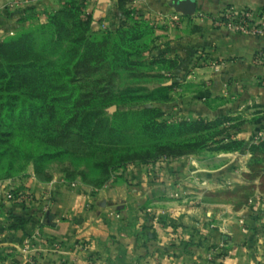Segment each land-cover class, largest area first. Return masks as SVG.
I'll return each instance as SVG.
<instances>
[{"label": "crops", "instance_id": "obj_1", "mask_svg": "<svg viewBox=\"0 0 264 264\" xmlns=\"http://www.w3.org/2000/svg\"><path fill=\"white\" fill-rule=\"evenodd\" d=\"M7 1L0 0V34L19 26L23 16ZM195 1V13L183 18L193 25L166 48L167 55L182 58L174 80L199 89L162 109L177 118L226 117L230 139L245 145L258 133L263 138L264 34L229 32L211 18L230 6L258 13L264 0ZM110 4L97 0L95 12ZM203 163L193 155L169 157L130 166L98 186L63 174L44 182L29 178L17 188L33 196L28 215L12 206L28 222L3 243L16 248L5 264H214L220 252V264H264L259 221L221 192L233 179V166Z\"/></svg>", "mask_w": 264, "mask_h": 264}, {"label": "rangeland", "instance_id": "obj_2", "mask_svg": "<svg viewBox=\"0 0 264 264\" xmlns=\"http://www.w3.org/2000/svg\"><path fill=\"white\" fill-rule=\"evenodd\" d=\"M109 1L111 4L108 7L105 5L103 12H95L97 0L7 1L8 7L21 9L23 16L19 26L7 34H0V66L5 68L13 62L34 65L31 75L35 81L46 80V76L51 73L59 75L60 70L68 66L66 77L79 81L81 93L86 90L96 91L94 104L101 108V118L106 119L107 123L113 121L117 111L130 114L122 126L117 123L118 128L111 133H107L104 127L100 128V124L94 136L91 132L93 122L84 121L74 133L59 136L54 129L59 120L56 114L52 115L46 109V113L38 116L40 113L34 106L43 104L41 100L26 92L2 93L1 111L5 112L8 104L15 102L20 104L22 110L26 106L32 107L39 118L30 126L23 123L15 128L0 123V186L8 183L9 187L18 190L29 178L44 182L56 174H63L71 180L84 178L103 185L121 177L130 166L143 165V161L151 164L168 158L164 154L167 152L164 143L155 144L152 138L142 133L141 125L135 119L134 112L155 108L163 112L160 120L165 119L170 123L204 120L186 128L184 135L174 141L177 143L188 139L195 143L194 146L184 149L174 147L172 150L174 153L181 152V156L193 155L210 168L230 162L233 166V179L227 184V189L221 191L223 198L228 203L240 204L252 211L261 227L259 236L264 240V138L238 145L234 142L237 140L230 139L228 135L230 125L226 123V117L193 120L170 116L162 109L165 106L163 104L177 101L181 93L199 89L194 88L190 82L174 80V70L182 58L177 54L167 55L166 48L180 36L179 30L189 29L193 23L183 21L184 15L171 6L172 0ZM159 4L164 5V9ZM55 14L65 18L64 27L69 35H61L53 25V20L49 22L51 16L57 17ZM77 22L81 23L78 30L74 25ZM135 26L145 30V34L135 41L139 46L137 55L130 57L135 65L127 69H110L112 42L119 41L115 35L117 29ZM76 30L85 36L112 34L103 69L94 71V65L85 62L74 75L72 65L76 59L71 61L67 51L74 45L72 40ZM82 49H78V52L81 53ZM130 51L134 52L132 48ZM61 75L59 77H63ZM58 148L65 150L61 157L45 161L39 159L44 150L54 151ZM10 206L14 204L0 197V264H5L14 256L16 248L3 243L20 230L21 225V220L11 213L17 214V210L14 211ZM18 210L22 211L23 208ZM28 213L25 212L26 215Z\"/></svg>", "mask_w": 264, "mask_h": 264}, {"label": "trees", "instance_id": "obj_3", "mask_svg": "<svg viewBox=\"0 0 264 264\" xmlns=\"http://www.w3.org/2000/svg\"><path fill=\"white\" fill-rule=\"evenodd\" d=\"M51 16L49 22L52 21L53 25L59 29L61 35H69L70 33L64 27L65 18L60 17L58 14ZM77 27V30L81 28V23L77 22L74 24ZM76 30V31H77ZM82 30H84L82 28ZM72 42L74 45L70 47L67 51L69 59L75 60L73 62L72 69L75 75V71L80 68V65L85 62H90L91 65H94L95 70L103 69V61L107 58V47L109 40L112 37L111 33H95L85 36L81 32H76ZM145 34L144 28L141 26L135 27H119L115 33L118 37V43L116 41L112 42L111 46V63L110 69L122 68L127 69L135 65L130 61L131 55H137V50L139 46L135 44V41L140 39ZM76 45V46H75ZM79 45V48H78ZM82 52L79 53L78 49L82 48ZM130 48L134 52L130 51ZM139 53V52H138ZM68 60V63L69 61ZM72 63V62H71ZM138 64V63H137ZM34 65L24 64V63H10L5 68L0 66V103L2 100V93H17V92H26L28 95H31L33 98L41 100L43 104H35L34 108H38L39 117L43 113L50 111V114H56L59 117V120L56 124V131H58L59 136H63L67 133H74L76 129H80L81 125L85 122H93L91 127V132L96 133L100 128L106 129L107 133H111L118 128V125L123 124L124 119L130 114L127 112H115L114 119L111 123H107V120L101 118V108L94 104L96 91L86 90L82 92V87L78 84L79 81H73V78H67L68 75V66L65 69L60 70L61 76L57 73H51L46 76V80L35 81L31 73ZM55 74V75H54ZM53 75V76H51ZM58 76V77H57ZM73 76V75H72ZM109 76V75H108ZM66 77V78H64ZM87 78V76H86ZM87 80V79H85ZM95 81V79H94ZM81 88V89H80ZM100 91V90H98ZM3 104H0L2 106ZM8 109L5 112L0 110V123L10 128L13 126L15 128L19 124L26 123L29 126L33 123L34 120L39 118L35 110L32 107L26 106L23 110L20 109V104H15V102L8 104ZM18 106V110L14 107ZM47 109V111H45ZM81 110L82 111L81 113ZM84 112V114H83ZM81 113V114H80ZM136 115V121L141 125L142 133H145L148 137L152 138L155 144H163L164 149L166 148L164 154L169 157L181 156V152L174 153L172 148H185L194 146L190 140H182L174 143L177 139L182 137L186 128L191 126H196L199 123H202L204 120H195V121H180V122H167L165 119L160 120V117H163V112L155 108H144L138 112H134ZM81 116V118L79 117ZM82 116H84L82 118ZM83 119V120H82ZM118 123V125H117ZM94 128V130H93ZM96 131V132H95ZM92 134V133H91ZM95 136V135H94ZM236 142L238 145L242 142ZM154 144V145H155ZM157 146V145H156ZM46 148V147H45ZM65 153L63 148L55 149L54 151L44 150L39 155V159L42 161L48 160L50 158L61 157ZM149 161H143L142 163H147ZM38 163V162H36ZM83 182L91 185L98 186L99 184L82 179ZM16 218L21 220L20 230L25 228V225L28 222L26 217H23L18 214ZM223 254H215V259L213 260L214 264H220V257Z\"/></svg>", "mask_w": 264, "mask_h": 264}, {"label": "built area", "instance_id": "obj_4", "mask_svg": "<svg viewBox=\"0 0 264 264\" xmlns=\"http://www.w3.org/2000/svg\"><path fill=\"white\" fill-rule=\"evenodd\" d=\"M180 14H177V16ZM214 26L223 28L229 32H236L242 35H262L264 34V9L255 13L249 9H236L233 6L226 8L223 12L211 18ZM264 84V79L262 80ZM264 138V137H263ZM262 140L261 133H258L254 138V142ZM75 186V182L70 183ZM2 196L13 204L29 211L30 204L33 201L32 194L27 190H16L12 187L5 186L2 191ZM48 204V203H47ZM45 205L44 210H48V205ZM115 216H118L115 214ZM242 223V222H241ZM80 247L86 246L85 242H81ZM212 256L209 257L211 259Z\"/></svg>", "mask_w": 264, "mask_h": 264}, {"label": "water", "instance_id": "obj_5", "mask_svg": "<svg viewBox=\"0 0 264 264\" xmlns=\"http://www.w3.org/2000/svg\"><path fill=\"white\" fill-rule=\"evenodd\" d=\"M171 6L176 12L181 13L184 16L193 15L196 11V1L195 0H172ZM48 217L45 222H47Z\"/></svg>", "mask_w": 264, "mask_h": 264}]
</instances>
